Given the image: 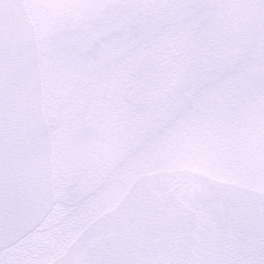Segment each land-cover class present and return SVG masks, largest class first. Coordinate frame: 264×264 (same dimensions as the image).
Segmentation results:
<instances>
[{
	"label": "snow or ice",
	"instance_id": "snow-or-ice-1",
	"mask_svg": "<svg viewBox=\"0 0 264 264\" xmlns=\"http://www.w3.org/2000/svg\"><path fill=\"white\" fill-rule=\"evenodd\" d=\"M17 6L38 115L0 127V264H264V0Z\"/></svg>",
	"mask_w": 264,
	"mask_h": 264
},
{
	"label": "water",
	"instance_id": "water-1",
	"mask_svg": "<svg viewBox=\"0 0 264 264\" xmlns=\"http://www.w3.org/2000/svg\"><path fill=\"white\" fill-rule=\"evenodd\" d=\"M5 2L12 6L7 9L0 7V127H3L6 120L15 144L22 123L38 115L39 81L31 53V37L35 25L28 8L17 6L25 0ZM5 17L11 26L7 34L4 32ZM6 39H10L14 43V51L21 54L19 62L14 63L7 73L2 70Z\"/></svg>",
	"mask_w": 264,
	"mask_h": 264
},
{
	"label": "rangeland",
	"instance_id": "rangeland-1",
	"mask_svg": "<svg viewBox=\"0 0 264 264\" xmlns=\"http://www.w3.org/2000/svg\"><path fill=\"white\" fill-rule=\"evenodd\" d=\"M36 4L44 3H55V4H79L86 3L88 0H31ZM225 5L226 7L222 10L221 16L230 19L232 21L250 25L252 24L257 16L258 12L255 8L250 7L251 4L258 3L259 0H223L217 1ZM32 18L35 20L36 17L43 14L42 9H29ZM67 14H72L71 10H65Z\"/></svg>",
	"mask_w": 264,
	"mask_h": 264
},
{
	"label": "flooded vegetation",
	"instance_id": "flooded-vegetation-1",
	"mask_svg": "<svg viewBox=\"0 0 264 264\" xmlns=\"http://www.w3.org/2000/svg\"><path fill=\"white\" fill-rule=\"evenodd\" d=\"M217 1H223V0H217ZM186 224H187V225H186ZM190 224H191V221H190V220H186V221H185V227L190 226Z\"/></svg>",
	"mask_w": 264,
	"mask_h": 264
}]
</instances>
